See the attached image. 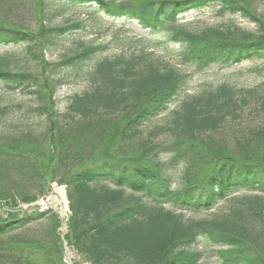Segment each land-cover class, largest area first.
<instances>
[{"label": "trees", "instance_id": "obj_1", "mask_svg": "<svg viewBox=\"0 0 264 264\" xmlns=\"http://www.w3.org/2000/svg\"><path fill=\"white\" fill-rule=\"evenodd\" d=\"M263 2L0 0V47L16 50L0 55V90L25 97L0 96V264H67L57 215L21 210L53 182L70 201L66 241L88 264H205L208 250L222 264H264V80L191 89L219 65L264 68ZM212 6L256 30L179 23ZM74 9L147 34L46 61L87 31L84 21L54 26ZM159 34L193 72L156 55ZM71 85L84 90L60 111L56 93ZM221 204L212 217L185 218Z\"/></svg>", "mask_w": 264, "mask_h": 264}, {"label": "rangeland", "instance_id": "obj_2", "mask_svg": "<svg viewBox=\"0 0 264 264\" xmlns=\"http://www.w3.org/2000/svg\"><path fill=\"white\" fill-rule=\"evenodd\" d=\"M118 1V0H117ZM262 10H264V2L261 6ZM106 20L102 21L101 19H98L95 14L90 11V9H82V10H68V12L63 16L62 18H59L56 20L54 26H60L63 24H67L69 22H75V21H84L87 24V31L84 34H80L73 39L68 40V44L65 46V48H62V50H59L58 52H50L45 55L46 61L50 62H56L59 61L61 58V55L64 54L66 50H70L73 48H76L78 44H84L87 46H96V45H106L111 44L112 38L119 34L123 38L124 37H133L135 39L141 38L143 35L147 34V31H144L140 29V27L135 22H126L125 20H117L113 21L109 18H105ZM98 21V22H97ZM97 22V23H95ZM180 24H185V26L192 31H200L207 27H224V28H231V29H241L246 31H255V25L249 23L248 21L240 18L239 16H231L228 14H221L219 12L218 7L212 6L208 8L207 10L203 12H192L187 15H185L179 22ZM95 24V26H94ZM153 36V35H152ZM154 38H156L153 42H151V45L155 49L156 55L162 56L164 61H168L170 64L174 65L177 69H180L184 72H193L194 70L192 68L183 67L178 63L177 60H175V56H178L180 52V47L175 44H168L167 47H165V44L167 42V39L164 37L163 34L155 35ZM70 48V49H69ZM111 53L110 54H119L121 51L116 48L115 45H112L111 48H109ZM16 51L12 47H0V55H5L8 52ZM67 51V52H68ZM264 80V68L260 67V65H257V63L252 61H245L239 66H218L213 69L207 70L205 73L202 72L200 74H196L193 76L192 82H191V89L192 93L198 91L204 86H217L222 83H229L230 85L237 86V87H252L256 84L261 83ZM84 90V87L81 85H71L66 86L58 90L56 93V99H57V108L58 110L62 111L69 103V99L74 96L77 93H82ZM0 96L4 97L7 101H12L16 103H20L25 101L24 94L21 91L16 92H8L3 94L0 90ZM180 103L176 104L175 107L173 106L172 109L177 108ZM170 113V112H169ZM169 115H165L162 118H158L155 120L150 127L153 128L155 126L162 125L166 123L167 118ZM150 128V129H151ZM149 130V129H148ZM33 146V144H26L24 148H28ZM133 160V159H132ZM207 168V169H205ZM204 171L212 169L211 167H204ZM52 187H57L59 189H63L66 191L65 185L53 182L51 183L47 190L45 195L37 200L36 202H41L44 200L45 197H47L48 194H50V189ZM67 199V210L64 213V216H60L61 213H63V206L59 203V200L57 199V205L48 207L45 210L41 208L40 205H30V206H22V213H32V212H53L57 215L59 219V225H58V233L60 234V237L63 239L64 244V256L69 254V260L68 263L70 264H88L83 257H81L78 253L76 254V250L69 245V243L66 241V235L71 231V229L67 230L64 226V223L70 225V218H71V212H70V201L68 194H65ZM226 209L225 204H221L218 206L215 210L209 211V212H203L201 214H185V218H207L212 217L218 212H222ZM66 244V245H65ZM71 252V253H70ZM205 264H222L220 260L218 259L217 255L215 254V251L208 250L207 254L204 259Z\"/></svg>", "mask_w": 264, "mask_h": 264}, {"label": "bare ground", "instance_id": "obj_3", "mask_svg": "<svg viewBox=\"0 0 264 264\" xmlns=\"http://www.w3.org/2000/svg\"><path fill=\"white\" fill-rule=\"evenodd\" d=\"M59 200V203L63 206V213L64 216L65 211L67 210V199L64 193L63 189H59L57 187H53L52 190H50V194L47 196V200H43L41 202V205L44 209L52 206H56L58 203L56 200ZM71 253V252H70Z\"/></svg>", "mask_w": 264, "mask_h": 264}, {"label": "water", "instance_id": "obj_4", "mask_svg": "<svg viewBox=\"0 0 264 264\" xmlns=\"http://www.w3.org/2000/svg\"><path fill=\"white\" fill-rule=\"evenodd\" d=\"M52 188H53V187H52ZM52 188H51L50 190H52ZM64 193L66 194V191H64ZM44 199L47 200V197L44 198ZM40 204H41V202H40V203H34V205H40ZM60 216H62V213L60 214ZM64 226L66 227L67 230L70 229V225L64 223ZM66 257H68V255H67Z\"/></svg>", "mask_w": 264, "mask_h": 264}]
</instances>
